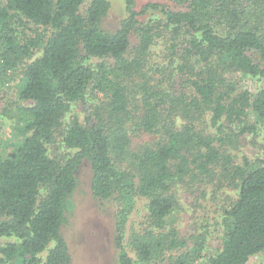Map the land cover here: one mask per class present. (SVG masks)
<instances>
[{"label": "trees", "instance_id": "obj_1", "mask_svg": "<svg viewBox=\"0 0 264 264\" xmlns=\"http://www.w3.org/2000/svg\"><path fill=\"white\" fill-rule=\"evenodd\" d=\"M122 1L110 29L111 0H0V89L17 76L29 103L0 149V264H72L85 161L118 264H248L264 255V143L238 151L264 139V0ZM180 190L221 202L215 251L175 220Z\"/></svg>", "mask_w": 264, "mask_h": 264}, {"label": "rangeland", "instance_id": "obj_2", "mask_svg": "<svg viewBox=\"0 0 264 264\" xmlns=\"http://www.w3.org/2000/svg\"><path fill=\"white\" fill-rule=\"evenodd\" d=\"M112 9L107 17L106 25L110 29L118 26L124 16L122 0H111ZM20 78L13 76L0 89V149L9 152L14 144L23 138V107L29 105L18 97ZM241 85L255 90L263 85L261 80L241 75ZM2 91V92H1ZM81 109V108H80ZM79 109H77L78 111ZM263 136L254 140L251 134L244 136L239 156L247 155L256 158L262 155L260 144ZM264 155V154H263ZM92 171L89 162H83L78 170L79 186L73 195V208L69 212L68 223L63 231L68 240L72 255V264H118L117 250L114 244L113 212L108 206L100 203L91 190ZM180 206L174 214L175 220L182 224V230L190 232L205 231L207 250L213 252L220 243L221 229L215 225V218L220 219L221 202L198 201L193 195L180 190ZM144 203L140 201L139 206ZM218 210V211H217ZM143 211H136L132 221L138 223ZM248 264H264V255L251 257Z\"/></svg>", "mask_w": 264, "mask_h": 264}]
</instances>
